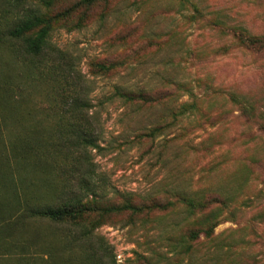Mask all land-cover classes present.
<instances>
[{"label": "rangeland", "instance_id": "rangeland-1", "mask_svg": "<svg viewBox=\"0 0 264 264\" xmlns=\"http://www.w3.org/2000/svg\"><path fill=\"white\" fill-rule=\"evenodd\" d=\"M41 12L42 55L11 67L24 88L16 126L56 140L86 128L99 146L63 162L68 194L89 185L93 206L145 207L103 215L83 244L97 264H264V0H59ZM125 90L161 98L127 102Z\"/></svg>", "mask_w": 264, "mask_h": 264}, {"label": "trees", "instance_id": "trees-1", "mask_svg": "<svg viewBox=\"0 0 264 264\" xmlns=\"http://www.w3.org/2000/svg\"><path fill=\"white\" fill-rule=\"evenodd\" d=\"M58 1L0 0V55L9 56L0 63V264H97L94 247L83 244L95 236L94 229L101 224L103 215L122 209L135 213L145 209L134 204L93 206V200L88 198L95 192L91 193L89 185L84 188L85 193L68 194L69 179H63L66 176L61 167L63 162L75 149L84 153L88 146H99L86 128L73 125L59 129L60 140H56L55 131L54 134L37 128L20 131L16 126L22 96L19 91L24 88L19 86L11 67L21 63L22 57L42 55L52 18L42 13L41 8L51 9ZM77 1L91 6L97 0ZM30 3L37 6L28 7ZM119 64L114 61L96 66L101 72H109ZM31 81L36 82L37 78ZM117 94L127 102L147 103L161 98L126 90ZM65 105L79 107L74 102ZM72 139L73 146H66ZM83 159L89 161L86 155ZM54 169H60V177L55 176ZM84 183L85 178L79 177L81 187ZM183 200L191 209L203 206L191 199ZM91 214L92 221L86 224ZM42 225L47 232L41 229ZM56 225H64L68 230L51 235L50 229ZM215 225L197 229L190 237L196 240L201 234L209 235Z\"/></svg>", "mask_w": 264, "mask_h": 264}]
</instances>
